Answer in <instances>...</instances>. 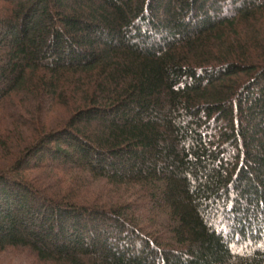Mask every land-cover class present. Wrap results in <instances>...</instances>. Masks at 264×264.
<instances>
[{"label":"trees","instance_id":"1","mask_svg":"<svg viewBox=\"0 0 264 264\" xmlns=\"http://www.w3.org/2000/svg\"><path fill=\"white\" fill-rule=\"evenodd\" d=\"M264 264V0H0V257Z\"/></svg>","mask_w":264,"mask_h":264},{"label":"rangeland","instance_id":"2","mask_svg":"<svg viewBox=\"0 0 264 264\" xmlns=\"http://www.w3.org/2000/svg\"><path fill=\"white\" fill-rule=\"evenodd\" d=\"M32 259L25 253H5L0 257V264H31Z\"/></svg>","mask_w":264,"mask_h":264}]
</instances>
